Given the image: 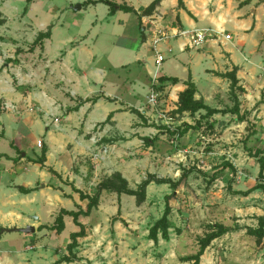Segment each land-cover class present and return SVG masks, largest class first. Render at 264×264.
<instances>
[{"label":"rangeland","instance_id":"1","mask_svg":"<svg viewBox=\"0 0 264 264\" xmlns=\"http://www.w3.org/2000/svg\"><path fill=\"white\" fill-rule=\"evenodd\" d=\"M98 1L87 5V0H0V19L3 20L0 22V75L13 93L10 101L0 99V111L40 117L54 128L56 158L61 156L63 160L65 154L73 155L64 162L66 168L62 164L60 172L45 180L54 187L49 190L55 196L49 206L45 203L21 205L22 214L35 227L30 234L33 240L28 244L51 245L58 257L69 254L70 234L79 227L70 216L64 218L62 233L50 226L62 208L78 210L79 205L86 208L88 201L81 200L75 188L93 195L99 183L120 172L129 187L136 189L149 174L176 182L184 171L193 170L176 189L169 183L152 182L141 204L135 196L103 191L99 205L90 216L80 218L86 226V236L78 239V246L86 250L83 254L86 256L82 257L86 262L81 264L102 259L105 261L100 264H107L106 260L111 259H116L118 264H162L163 256L171 250L174 253L168 256L169 260L176 264L198 251L199 240L209 226L216 223L228 226L230 231L211 242L200 264H264V239L258 242L257 237L248 232L249 228L258 226V215L264 214V194L261 190L247 195L240 193L260 182V164L255 153L257 149L264 151V135L258 136L253 131L264 128L263 117H258L264 113V67H246L242 74L251 93L249 91L247 98L240 102L241 108L239 99L231 95V82L227 77L216 74L213 87H204L207 75L203 68L210 63L194 67L199 94L219 110L232 108L237 102L240 111H246L248 123L241 125L238 115L232 112L217 113L209 119L202 111L178 112V101L175 96L170 97L166 86L156 87L159 98L152 106L148 102L152 87L150 76L141 66L130 62L135 52L123 49L125 43L132 44L135 51L139 49L138 42L142 41L144 31L138 16L124 9L108 14L107 4ZM114 1L126 3L125 0ZM134 4L140 5L138 1ZM76 5L81 8L75 10ZM49 28L50 43L46 41V48L33 46L38 34ZM54 28L57 30L53 38ZM145 34L150 43L152 36ZM137 35L138 42L130 39ZM69 36L75 38L65 44ZM166 40L160 42L159 47L171 58L166 57L160 74L169 68L179 78L186 77L179 65L175 67V53L168 51ZM74 48L77 49L74 57L80 55L78 61L73 60L76 67L70 63ZM82 51L87 55L85 59ZM153 52L151 46L145 48L147 55ZM105 62L124 65L112 69ZM223 62L225 60L217 67L219 73L225 70ZM152 68L154 70L155 66ZM104 70L103 83L96 82V77L104 74ZM76 76H80L84 90L80 94L71 86L78 82ZM237 92L244 96V92ZM101 96L119 104L120 108L115 110L121 113L118 119H113V114L109 120L101 118L88 123V115H76L78 110H70L80 106L85 101L83 97H87L88 102H92L89 109L93 111L94 103L101 100ZM41 97L45 103L39 102ZM135 110L144 111L145 118L142 120ZM69 114L75 117L69 118ZM16 126L13 122L12 127ZM185 128L187 132L181 136L169 133ZM34 131L39 137L37 130ZM144 138L151 139V144L147 145ZM47 141L43 137L37 141L38 157L47 147ZM9 143L1 144L0 150L8 151ZM227 163L232 168L227 167ZM45 167L51 171L52 166L45 164ZM27 169L25 178L36 182L34 166L30 164ZM170 194L174 196L170 200L173 209L169 217V239L160 234L154 242L148 237L149 229L162 217L166 195ZM3 210L7 211L8 207ZM15 244L20 245H12ZM76 251L79 254L82 249Z\"/></svg>","mask_w":264,"mask_h":264},{"label":"crops","instance_id":"2","mask_svg":"<svg viewBox=\"0 0 264 264\" xmlns=\"http://www.w3.org/2000/svg\"><path fill=\"white\" fill-rule=\"evenodd\" d=\"M125 1L129 6H132L138 12V14H141L142 10H144L153 0ZM134 1H138L140 5L134 4ZM117 3L122 4L123 2L117 1ZM183 3L184 6H179L178 0H161L152 14L142 15L141 26H143L144 31L142 35V41H137L138 35L135 36V38H130L135 40V42H138L139 49L135 51L134 46L132 44L129 46L127 43H125L126 46H123L125 47L123 49H127L128 51L130 50L132 53L135 52V55L132 57L133 60L131 59L130 62H135L139 68L141 66L145 74L151 78V75L154 72V70H152V66L155 65V48L164 54L165 60L167 57L166 53L163 52L159 47L160 42L157 45H154L153 40L158 32L165 33L168 35V40H166V42L169 43L168 51L175 53L173 55L175 67L179 65V67L182 68L184 72H186V77L182 78L174 75L169 68L160 74V76L179 78L180 82L177 84L173 85L169 82L166 84L165 89L169 91L170 97L175 96L176 100L178 101V95L186 88L185 83L189 75H191L192 81L195 83L197 88L195 98H201L208 106L219 109L218 107H213L211 104H209L207 97H203L199 94V86L198 82L196 81L194 67L201 64L203 65L207 62L210 63L209 66H204L203 68V73H206L207 75V78L204 79L206 82L204 87L207 85L213 87L215 80L213 76L220 74V71L218 72L217 67L221 66L220 62L222 60H225L223 63L226 64V67L225 70L221 72L227 73L236 69L239 86L243 88L242 92H244V96L242 97L238 95V92L236 91L237 98L239 99L238 103L240 108L243 107L240 102H242L245 97L247 98L249 91L251 93V90H249L247 84H244L242 74H244L246 67L249 69L253 67H264V0H183ZM107 7L108 14H110V8L108 5ZM147 20L150 21V24L147 23ZM140 22L141 21L139 20V25ZM203 28L213 29L214 31H218L220 34H214L212 39H209L198 48L190 46L189 34H183L182 32L186 31L191 33L196 29ZM56 30L57 28L53 29V38ZM146 32L152 36L150 43L148 42L147 34H145ZM226 34L231 36L230 39H226ZM74 38V36H69L66 38L64 43L68 44V42H71ZM46 41L50 43V37L44 41V49L46 48ZM116 44L117 42H115V45ZM148 46H151L152 51H154L151 56L145 53V48ZM76 50L77 49L74 48L70 57V63L72 66L75 65L73 60H79L80 55L78 58L74 57ZM238 54H240V57ZM81 55L84 57V59L87 56H84L83 51L81 52ZM91 56L92 59L95 60L96 57L94 55ZM169 58H171V56L167 57V59ZM105 63L112 69H117L118 67L124 65L121 64V66H115L109 62ZM105 72L106 71L104 70V74L101 76L98 75L96 77L97 80L95 81L103 83V78L106 74ZM76 77L78 79V84L76 83L71 86H73L77 93L80 94V92L82 93L84 90L81 87L82 82L80 80V76ZM72 92L73 91H71V94H73ZM12 95L13 93L11 92V89H9L7 84H5V81L2 80V75H0V99L5 98L10 101ZM104 96H101V100L99 99V101L94 103L95 105H93V111L89 109L90 106H92V102L89 103L87 97H83V100L85 101L80 104L78 112H75V114L77 115V113H81V115H88V117H86L88 123H92L94 120L107 119L110 113L114 114L113 119H118L121 113L116 112L115 110L120 108L119 104L109 99L106 100ZM20 97L21 96L18 98L21 100L22 97ZM51 98L55 97L51 95ZM56 99H54V101ZM39 102L45 103V100L42 98L39 100ZM18 106L21 109L22 106H20V104H18ZM201 111L205 112L204 110ZM16 112L17 111H0V145H5V143L8 141L10 142V148L8 151L0 150V226L5 229H10V231L5 230L0 235V264H54L60 258L56 254L54 247L51 245H47V247L45 245L44 247V245L40 243L38 244V242H36L35 245L28 244L29 240H33L30 235L31 233L26 234L14 229H20L31 224L29 223L30 221L28 218L22 214L24 212L21 208V205H42L45 203V205L49 206L50 202H52L50 199L54 200L55 196L50 194L49 191L54 187L45 182V180L46 178L50 180V178L54 176L53 174L60 172L63 167L66 168V166H64V162H66V160H70L71 156L73 155H71V153H67L63 156V160L61 159V156L56 158V151L54 149V128H52V125L49 126V123H45L44 120L38 116H25L24 113L21 114ZM139 112L145 118L143 113L144 111ZM128 114L130 113L128 112ZM244 114L246 115V111L241 110L240 116H243ZM69 115V118L75 117L73 114ZM258 117H263V121H261V123L264 124V113L261 112V115ZM239 121V123L242 125V123H248V118L246 117L245 120L239 119ZM5 122L6 124H10L6 125ZM13 122L17 123L16 127H12ZM260 126L261 124H259V127ZM260 129L258 130L257 128L256 133L258 136H260V134L264 135V128L261 129L262 131H260ZM34 130H37L39 137L36 136ZM45 135L46 137H44ZM42 137L43 139L46 138L48 140L46 144L47 148L49 149L44 165L46 164L47 166H52L51 171L49 167H42L41 164L30 161V158L36 159L38 157L39 149L36 147V143ZM23 147H25V150H23ZM27 149L29 150L27 151ZM20 150L21 156H18ZM30 164H32L35 168L37 175L36 182L27 180L25 178L27 175L26 171H28L27 167H29ZM65 170L67 169H64V171ZM39 183L40 186H38ZM20 187L32 189V191L29 193H23L20 191ZM74 194L73 196H75ZM7 207L8 210L4 211L3 209ZM24 219L25 223L22 224ZM14 243H18L20 245H12ZM81 249L82 251L78 254V251L76 250ZM85 251L86 250H83L82 247L78 246L74 250V253L78 258L71 262H62L61 264H81L86 262L82 258L83 256H86L83 255L85 254ZM172 253H174L173 250H171V252L169 251L168 254L166 253L163 256L162 264L172 263V260H169L171 258L168 257ZM103 261L105 260L102 259L101 261H94L92 264H100ZM106 263L118 264L116 259L106 260ZM176 264L189 263L179 260L176 262Z\"/></svg>","mask_w":264,"mask_h":264},{"label":"trees","instance_id":"3","mask_svg":"<svg viewBox=\"0 0 264 264\" xmlns=\"http://www.w3.org/2000/svg\"><path fill=\"white\" fill-rule=\"evenodd\" d=\"M179 1V6H184L183 0H178ZM97 1H92L88 0L86 4L90 3H95ZM98 2H104L106 3L109 8H110V14H113L116 11V6H118V9H124L127 12L135 13L138 17L139 20L141 21L142 15H150L154 12L156 7L159 5L161 0H153L144 10L142 15L138 14V12L132 7L129 6L127 3H122L119 4L115 1L111 0H100ZM3 20L0 19V22ZM142 24H140L141 26ZM51 36V29L49 28L48 31L46 32H40L36 38V40L33 43V46H43L45 39L49 38ZM34 48V47H33ZM222 77H227L230 80V88H231V95L234 96L235 99H237V94L236 91L240 90L243 91V88L239 86V80L236 76V69L227 72V73H220L219 74ZM167 82L170 84H177L179 83V78L176 77H166V76H159L158 78V83L159 87L161 86H166ZM186 88L181 91L178 95V106H177V111L178 112H190L191 114L200 112L201 110L205 111L204 117L209 119L212 117V115L217 114V113H227V112H232L238 115V119L245 120V114L243 116H240V109L238 106V103L235 102V106L232 108H227L224 110H219L212 108L205 104L203 99H196L195 95L197 93V88L195 83L192 81L191 75H189L187 81H186ZM79 105L75 106L74 108H71L70 110H78ZM137 112V114L140 115L142 119L144 117L139 111H134ZM113 113H110L108 116V120L112 117ZM212 126V124H210ZM199 128V126L197 125ZM188 128V127H187ZM187 128L184 130L179 131V129H175L173 131H170L169 133L171 135H183L184 133L187 132ZM253 133L256 134L255 131ZM144 142L149 145L151 144V139L149 138H144ZM46 153H47V147L45 146L43 148V154L40 157H37L36 159L30 158V161L34 163H39L41 164L42 167H44V163L46 161ZM21 154V152H20ZM255 156L258 158V162L260 164V172H259V180L260 182L257 183L254 187L251 189L240 192L244 195L250 194L254 192L255 190H261L264 194V151L261 149H257ZM227 167L232 168L230 164H226ZM193 170H187L182 173L181 178L173 182L170 179H163L159 178L154 174H149V176L144 179L136 189H132L129 187L128 180L120 173V172H115L113 173L110 177L107 179H104L99 185L97 186V191L93 194H87L81 191L80 189L75 188V192L80 194V199L81 200H87L86 208H83L82 206H78V210H68L65 208H62L61 211L59 212L58 216L55 219V223L50 226V229L56 230L57 233H62L65 229V216H70L73 219V222L79 227V230L73 231L70 234V239L71 242L68 244L67 249L69 251L68 255H64L60 257L54 264H61L62 262H71L76 260L78 257L74 253V250L78 247L79 242L78 239L81 237L86 236V226L85 224L80 220L82 216H90L91 212L93 209H95L100 202V197L103 191L107 192H115L119 196L121 194H127L131 196H135L137 199V203L141 204L146 200L147 196V187L149 184L152 182L155 183H169L173 189H176L181 182L184 180V178H187L189 174ZM20 191L23 193H29L32 191V189H27L24 187H20ZM173 194L166 195V205L165 209L163 212V215L160 219H158L149 229V234L148 237L153 240L154 242H157L159 239V235L168 240L169 239V229L171 227L170 222H169V217L172 212V206L170 204L171 198H173ZM258 226L256 228H249L248 232L251 235H254L257 237V241L260 242L264 239V215L258 216ZM39 228H42L41 226ZM6 229L0 226V233L2 231H5ZM230 231V228L222 223H216L212 224L209 226V230L206 231L205 235L201 237L199 240V249L197 252L187 255L182 258L183 261L188 262L189 264H200L201 261V256L204 254V251L206 248L211 244V242L217 238H220L227 234Z\"/></svg>","mask_w":264,"mask_h":264},{"label":"built area","instance_id":"4","mask_svg":"<svg viewBox=\"0 0 264 264\" xmlns=\"http://www.w3.org/2000/svg\"><path fill=\"white\" fill-rule=\"evenodd\" d=\"M182 33L189 34V38H190L189 44L190 46H195V47L201 46L209 39H212L214 37V34L217 35L220 34L218 31H214L213 29L210 28L196 29L191 33L183 31ZM167 37L168 35H166L165 33L158 32L153 40L154 45H157L159 42L166 40ZM225 37L226 39H230L231 36L229 34H226ZM164 60H165L164 55L155 48V65H154L155 68H154V72L151 75L152 87H151L150 95L148 97V102L152 106L156 105L157 100L159 98V91L156 89V87L159 86L158 78L160 76V68ZM162 116L165 117L164 114Z\"/></svg>","mask_w":264,"mask_h":264},{"label":"water","instance_id":"5","mask_svg":"<svg viewBox=\"0 0 264 264\" xmlns=\"http://www.w3.org/2000/svg\"><path fill=\"white\" fill-rule=\"evenodd\" d=\"M81 8V5H76L74 7L75 10H78ZM119 7L116 6V9H118ZM14 230H18V231H21L23 233H26V234H29V233H33L35 231V227L33 225H28L27 227L25 228H20V229H14Z\"/></svg>","mask_w":264,"mask_h":264}]
</instances>
